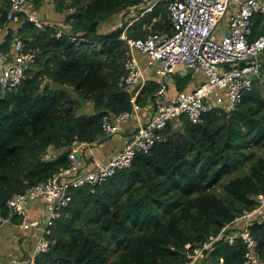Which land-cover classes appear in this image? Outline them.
I'll return each mask as SVG.
<instances>
[{
  "label": "trees",
  "instance_id": "obj_1",
  "mask_svg": "<svg viewBox=\"0 0 264 264\" xmlns=\"http://www.w3.org/2000/svg\"><path fill=\"white\" fill-rule=\"evenodd\" d=\"M43 1L33 0L32 14L42 22L36 27L26 17L8 23L10 0H0L2 50L11 49L16 34L34 54L17 89L3 94L0 88L4 216L14 193L68 165L73 146L102 141L104 117L131 112L135 89L128 92L118 83L127 57L121 35L172 34L171 0H159L117 27L120 14L145 0H51L40 18ZM110 19L112 29L99 33ZM261 35L264 20L256 16L249 39ZM146 74L135 101L140 107L153 102L159 88L152 72ZM171 79L174 94L192 91L191 73ZM180 119V126L169 123L159 141L137 153L129 168L99 185L71 190V202L51 230L52 244L33 264H188L209 236L254 210L257 196H264V65L233 109L212 108L197 124ZM249 231L264 264V208ZM244 254L240 239L233 245L218 241L195 264H243Z\"/></svg>",
  "mask_w": 264,
  "mask_h": 264
},
{
  "label": "built area",
  "instance_id": "obj_2",
  "mask_svg": "<svg viewBox=\"0 0 264 264\" xmlns=\"http://www.w3.org/2000/svg\"><path fill=\"white\" fill-rule=\"evenodd\" d=\"M34 7L33 0H10L6 21L13 23L18 17H26L36 27H41V20L32 14ZM256 16L264 20V0H171L168 18L172 34L150 33L144 39L121 35L120 39L126 43L127 57L125 74L118 83L128 92L135 89V93L131 97V112L104 117L103 138L116 135L120 124L140 110L135 101L146 82L147 70L159 80L154 101L147 103L152 104V112L130 133L123 147L106 161L93 158L83 163L76 156L78 151L94 147L98 142L77 143L68 154L66 167L24 193H14L7 200L9 214L4 216L0 211V227L12 223V218L17 217L23 230L37 231L28 264H33L34 258L46 252L52 244L49 240L51 230L71 202V190L99 185L116 171L129 168L137 153L146 152L161 139V131L169 123L181 122L180 118H185L197 124L210 109L229 111L241 102L264 65V35L249 39ZM224 18L226 23L218 39ZM4 30L0 26V88L3 94L17 89L25 78L26 66L34 57L16 34L11 49L3 51ZM179 68L204 79L194 90L178 92L165 100L170 76ZM37 200L43 204L42 215L39 219L29 220L28 206ZM257 202L254 210L244 212L194 249L188 264L203 259L216 242L233 245L238 239L245 245L243 264H263L258 241L249 231L251 219L264 208V196H257ZM9 264L19 262L13 260Z\"/></svg>",
  "mask_w": 264,
  "mask_h": 264
},
{
  "label": "crops",
  "instance_id": "obj_3",
  "mask_svg": "<svg viewBox=\"0 0 264 264\" xmlns=\"http://www.w3.org/2000/svg\"><path fill=\"white\" fill-rule=\"evenodd\" d=\"M232 8L233 10L236 9L235 6H233ZM119 16L122 15L120 14ZM130 17H133V15H128L127 18L120 17L119 20H122L123 22L128 21V18ZM135 20L133 19L132 22H134ZM225 23L226 20L224 18L222 22L221 32L217 37L218 39L222 34ZM100 25H103L104 28L102 33L110 31L112 29V19ZM147 71H151V70H147ZM177 73L180 75L187 74L183 68H179ZM145 75L147 76V74ZM203 79L204 78L200 75L192 74V83L190 85V89L194 90ZM157 81L159 82L158 79ZM171 86L169 85L167 93L164 96L165 100H168L175 95L174 94L175 89L171 88ZM151 112H152V104L149 105L146 104L144 107H140V110L138 112L132 113L128 120L120 124L119 130L116 135H114L111 138L98 141V143H96L94 147L91 148L86 147L83 148L82 150H79L77 154V158L80 159L83 163L85 162L87 163L90 159L93 158L100 162L106 161L109 157H111L113 154H115L123 147L130 133L141 122H144L146 118L151 114ZM28 207H29L28 209L29 220H35L41 217L43 210V204L41 201L37 200L31 202ZM36 237H37V231L23 230L20 221H18L17 223L13 221L12 223H6L3 226H1L0 227V264H9L13 260L18 261L19 264H28L30 255L36 244Z\"/></svg>",
  "mask_w": 264,
  "mask_h": 264
},
{
  "label": "rangeland",
  "instance_id": "obj_4",
  "mask_svg": "<svg viewBox=\"0 0 264 264\" xmlns=\"http://www.w3.org/2000/svg\"><path fill=\"white\" fill-rule=\"evenodd\" d=\"M155 2H156V0H145L143 5L139 6L138 8H135V9H130L128 11V13L126 15H122V17H126L127 18L128 15H133V18L138 16V15H139V17H141V16H143L145 14V12H147L148 8L151 5H153ZM50 9H51V0H44L41 3V6L39 7V10H38L39 17L41 18V15L47 13V11L50 10ZM119 18H120V16H119ZM130 19H132V18H130ZM122 22H123L122 20H119L118 22H116L115 23V27L122 25ZM99 31H100V33L103 32V25H100ZM185 72L188 73L187 71H185ZM170 86H171V88L173 87V81H172V83L170 82ZM89 109L90 108L85 107V110H89ZM176 123L179 124L178 126H180V122H176Z\"/></svg>",
  "mask_w": 264,
  "mask_h": 264
},
{
  "label": "clouds",
  "instance_id": "obj_5",
  "mask_svg": "<svg viewBox=\"0 0 264 264\" xmlns=\"http://www.w3.org/2000/svg\"><path fill=\"white\" fill-rule=\"evenodd\" d=\"M147 11H149V10H147ZM130 24H132V23H130ZM130 24H129V25H130ZM129 25H128V26H129ZM176 73H177V72H176ZM174 74H175V73H174ZM170 79H171V76H170ZM171 80H172V79H171Z\"/></svg>",
  "mask_w": 264,
  "mask_h": 264
},
{
  "label": "water",
  "instance_id": "obj_6",
  "mask_svg": "<svg viewBox=\"0 0 264 264\" xmlns=\"http://www.w3.org/2000/svg\"><path fill=\"white\" fill-rule=\"evenodd\" d=\"M77 156V155H76Z\"/></svg>",
  "mask_w": 264,
  "mask_h": 264
}]
</instances>
